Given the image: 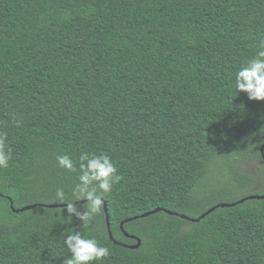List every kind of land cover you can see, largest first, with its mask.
Listing matches in <instances>:
<instances>
[{
    "label": "trees",
    "instance_id": "1",
    "mask_svg": "<svg viewBox=\"0 0 264 264\" xmlns=\"http://www.w3.org/2000/svg\"><path fill=\"white\" fill-rule=\"evenodd\" d=\"M263 143L264 0H0V264H264V199L136 250L45 207L132 246L213 162L264 195Z\"/></svg>",
    "mask_w": 264,
    "mask_h": 264
},
{
    "label": "rangeland",
    "instance_id": "2",
    "mask_svg": "<svg viewBox=\"0 0 264 264\" xmlns=\"http://www.w3.org/2000/svg\"><path fill=\"white\" fill-rule=\"evenodd\" d=\"M261 165L257 162L241 163L237 158L221 159L209 165L208 175L203 178L192 192L194 205L183 215L196 219L214 205L230 204L247 195L260 193L259 187L241 189L235 185L231 172L239 170L241 173L258 176ZM70 204V203H68Z\"/></svg>",
    "mask_w": 264,
    "mask_h": 264
},
{
    "label": "water",
    "instance_id": "3",
    "mask_svg": "<svg viewBox=\"0 0 264 264\" xmlns=\"http://www.w3.org/2000/svg\"><path fill=\"white\" fill-rule=\"evenodd\" d=\"M260 155L264 161V143L261 145L260 149ZM264 199V195L262 196H259V195H252V196H249L247 198H244L236 203H233V204H219V205H216L212 208H210L208 211H206L204 214H202L199 218L197 219H190L186 216H181V215H178L176 213H172V212H169V211H166V210H162V209H155L151 212H147L141 216H138V217H134V218H131V219H127L125 220L124 222L121 223V230L123 231V225L128 223V222H131V221H134L136 219H142V218H146V217H149L150 215H154V214H157L159 212H164L165 214L167 215H171V216H179L182 220H186V221H189L191 223H198L200 220L204 219L207 215H209L210 213L214 212L216 209L218 208H229V207H234L236 206L237 204H241L245 201H248V200H262ZM94 201H99L103 204V210H104V214H105V218H106V226H107V229H108V234H109V239L110 241H112V243L114 245H117L119 247H122V248H126V249H129V250H136L140 247L141 245V242L138 238L134 237V236H129L127 233H125L123 231V234L126 238H129L133 241H135V244L132 245V246H128V245H125L123 243H120V242H116L114 241L113 239V236L111 234V231H110V225H109V216H108V211H107V207H106V201L103 200V199H87V200H81V201H77V202H73L71 204H50V205H47L45 207L49 208V209H52V208H64V207H69L71 205H79V204H85L86 202H94ZM35 206H26V207H23L19 210H14L13 207H11V209L15 212V213H23V212H26V211H29V210H32L34 209Z\"/></svg>",
    "mask_w": 264,
    "mask_h": 264
}]
</instances>
